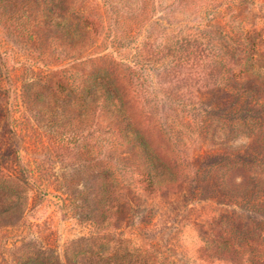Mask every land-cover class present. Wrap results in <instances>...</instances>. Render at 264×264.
Listing matches in <instances>:
<instances>
[{
  "label": "rangeland",
  "instance_id": "1",
  "mask_svg": "<svg viewBox=\"0 0 264 264\" xmlns=\"http://www.w3.org/2000/svg\"><path fill=\"white\" fill-rule=\"evenodd\" d=\"M0 212V264H264V0H0Z\"/></svg>",
  "mask_w": 264,
  "mask_h": 264
},
{
  "label": "trees",
  "instance_id": "2",
  "mask_svg": "<svg viewBox=\"0 0 264 264\" xmlns=\"http://www.w3.org/2000/svg\"><path fill=\"white\" fill-rule=\"evenodd\" d=\"M146 156H148V153L146 154ZM149 157V156H148ZM3 214L0 212V216H2Z\"/></svg>",
  "mask_w": 264,
  "mask_h": 264
}]
</instances>
